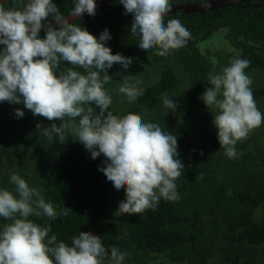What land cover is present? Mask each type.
Returning <instances> with one entry per match:
<instances>
[{
    "label": "trees",
    "instance_id": "1",
    "mask_svg": "<svg viewBox=\"0 0 264 264\" xmlns=\"http://www.w3.org/2000/svg\"><path fill=\"white\" fill-rule=\"evenodd\" d=\"M26 2L1 4L7 8ZM53 2L63 15L75 5V0ZM172 18L180 20L191 39L167 57L157 55L156 49L139 48V37L130 32L132 14L125 13L119 0H107L94 16L86 13L70 23L81 24L97 38L108 29L106 44L113 54L133 58L126 70L120 64L108 69L112 78L105 88L113 101L108 110L121 116L138 114L177 136L178 158L185 166L175 181L179 200L161 198L154 209L121 215L117 207L125 192L117 191L99 170L103 155L92 159L71 130L63 143L48 139L36 124L49 126L51 121L6 101L0 102V188L13 189L10 175L16 173L57 211L55 218L30 216L51 229L49 237L56 235L70 245L80 231H91L106 249L115 246L127 252L124 264H264V122L237 142V156L229 158L213 120L203 124L199 117L205 104L200 97L211 86L209 73L221 72L224 54L249 60L247 75L264 69V5L231 4L186 14L176 10L165 22ZM217 40L234 49L232 54L220 45L211 51ZM124 75L142 81L143 95L131 103L118 92ZM251 88L258 107V100L264 103V82L252 80ZM164 95L177 103L175 110L163 105ZM18 107L23 117H16ZM6 223L0 217V227Z\"/></svg>",
    "mask_w": 264,
    "mask_h": 264
},
{
    "label": "clouds",
    "instance_id": "2",
    "mask_svg": "<svg viewBox=\"0 0 264 264\" xmlns=\"http://www.w3.org/2000/svg\"><path fill=\"white\" fill-rule=\"evenodd\" d=\"M173 2L119 0L125 13L132 14L130 32L139 37L140 49H156L157 55L167 57L191 39L179 19L165 22ZM200 4L211 7L210 0ZM70 13L94 16L96 0H75ZM110 38L108 29L97 38L81 24L70 23L53 0H27L7 8L0 4V102L22 104L34 116L51 121L49 126L36 124L48 139L63 143L71 130L92 159L103 155L99 170L117 191L125 192L119 213L139 214L157 207L161 198L179 200L175 181L185 166L178 158L176 135L138 114L121 116L108 110L113 102L105 88L112 78L108 69L120 64L126 70L133 63L131 57L113 54L106 44ZM249 64L247 59L232 58L219 74L209 73L211 86L200 97L208 109L216 110L213 124L229 158L237 156V142L264 122L252 79L245 73ZM141 83L124 75L118 92L134 102L143 95ZM162 99L166 108L176 109L174 100L166 95ZM24 114L22 108L15 109L16 117ZM10 182L13 189L0 188V217L9 221L0 227V264H124L127 252L115 246L106 249L101 237L91 231H80L70 245L56 235L49 237L51 229L30 216L55 218L53 205L16 173L10 175Z\"/></svg>",
    "mask_w": 264,
    "mask_h": 264
},
{
    "label": "rangeland",
    "instance_id": "3",
    "mask_svg": "<svg viewBox=\"0 0 264 264\" xmlns=\"http://www.w3.org/2000/svg\"><path fill=\"white\" fill-rule=\"evenodd\" d=\"M213 39H214V36L210 37L209 39H207V40L204 42V45H209L210 42H211ZM199 43H200V42H199ZM217 45H220L221 47H225V48H224V51H228V52H226V53H229V54H232V51L234 50V49H228V50H227L226 47H227V48H230V46H229V45H226V44H223L222 42H219V41L217 40V41H216V44L210 46L211 51H214V50L216 49ZM218 52H219V51L216 50V51H215V54L213 55L214 58H215V60H214V64H215V62L217 61V58H218V57H216V56H217ZM213 56H212V57H213ZM220 58L223 59V60L225 61V63H224L225 66H223V67H226V66L229 65V61H230V57H229V56H226V55L224 54V56H222V57H220ZM248 76H249L253 81H255L256 83H258V82L263 83V82H264V69H261V73H258V72H252V71H251L250 75H248ZM145 78L148 79V78H149V74H146V75H145ZM258 101L260 102V105H258V109H259L260 111H263L264 109H262L261 107L264 106V103H263L262 101H260V100H258ZM258 101H257V102H258ZM200 106L203 107V108H202L203 110H202V111L200 112V114H199L200 122L203 123V124H204V122H206V121H210V122H211V121L213 120V115L215 114V111H214V110H209L205 104H202V105H200Z\"/></svg>",
    "mask_w": 264,
    "mask_h": 264
},
{
    "label": "water",
    "instance_id": "4",
    "mask_svg": "<svg viewBox=\"0 0 264 264\" xmlns=\"http://www.w3.org/2000/svg\"><path fill=\"white\" fill-rule=\"evenodd\" d=\"M6 1H9V0H0V4L3 3V2H6ZM106 1L107 0H96V7H98L99 5L103 4ZM235 1H237V0H234V2ZM232 2L233 1H230L228 4H230ZM210 3H211V7L208 8V9L203 8L200 3H196V2L191 4V5H189V4H187V5H179V6L175 7V8L172 7L170 13L174 12V10H176V9H181V12L185 13V14L188 13V12H191V13H193V12H202V11H205V10L212 9L214 6H217V7L221 6V4H219L218 2L213 1V0H210ZM84 14H86V13H84ZM65 16H67V18L69 19V22H72L75 19L79 18V17H72L70 12L65 14ZM52 24L55 27H59V25L56 24L55 21H52ZM41 30H43V28Z\"/></svg>",
    "mask_w": 264,
    "mask_h": 264
},
{
    "label": "flooded vegetation",
    "instance_id": "5",
    "mask_svg": "<svg viewBox=\"0 0 264 264\" xmlns=\"http://www.w3.org/2000/svg\"><path fill=\"white\" fill-rule=\"evenodd\" d=\"M213 1H216V2H218L220 4H223V5L228 4L230 1H233L232 3H230L232 5L240 4V3H244L246 5L254 6V7H259L260 5H264V0H237L235 2H234V0H213ZM195 2L196 3H200V0H174V2L172 3V5H173L172 7L175 8V7L179 6V5H187V4L191 5V4L195 3ZM176 10H180L181 11V9H176ZM176 10H174V12ZM205 11H207V10H205ZM188 13H191V12H188Z\"/></svg>",
    "mask_w": 264,
    "mask_h": 264
}]
</instances>
